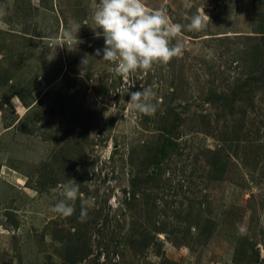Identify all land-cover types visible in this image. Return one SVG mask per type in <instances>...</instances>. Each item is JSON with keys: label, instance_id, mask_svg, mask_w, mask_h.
<instances>
[{"label": "rangeland", "instance_id": "374dc122", "mask_svg": "<svg viewBox=\"0 0 264 264\" xmlns=\"http://www.w3.org/2000/svg\"><path fill=\"white\" fill-rule=\"evenodd\" d=\"M98 3L0 0V264H264V0H145L209 19L127 83L96 55ZM141 84L152 115L127 106Z\"/></svg>", "mask_w": 264, "mask_h": 264}, {"label": "clouds", "instance_id": "9594fccd", "mask_svg": "<svg viewBox=\"0 0 264 264\" xmlns=\"http://www.w3.org/2000/svg\"><path fill=\"white\" fill-rule=\"evenodd\" d=\"M186 19L189 20L186 25L173 23L165 9L146 10L145 0H99L92 14L95 26L91 27L95 38H104V47L96 49V55L100 56L102 52V60L113 63L115 75L127 83L130 75L138 70L147 73L154 65H167L173 58L181 57L185 50V44L178 38L182 30L200 32L207 26L209 17L198 10ZM79 30L80 25L75 21H69L68 27L63 30L70 50L73 42L80 43L77 38ZM81 63L86 65L87 59ZM141 89L129 93L128 87L130 100L127 106L133 111L152 115L157 107L153 103L155 93L143 84ZM79 191L78 183L73 184L71 180L65 183L62 186L64 199L50 210L62 217H70L75 211L72 202L78 198ZM91 206V200H81V222L86 220ZM237 229L240 234L246 231L245 226L239 224Z\"/></svg>", "mask_w": 264, "mask_h": 264}, {"label": "trees", "instance_id": "16d2710c", "mask_svg": "<svg viewBox=\"0 0 264 264\" xmlns=\"http://www.w3.org/2000/svg\"><path fill=\"white\" fill-rule=\"evenodd\" d=\"M261 32H264V31H261ZM262 55H263V52H262L261 45L259 43H256L255 44V49H254V51L252 53V59L254 61H258L259 62L261 57H262ZM19 97H20V99L22 101H24V98L21 95H19Z\"/></svg>", "mask_w": 264, "mask_h": 264}]
</instances>
